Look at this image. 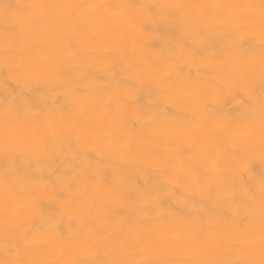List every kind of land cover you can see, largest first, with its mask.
Returning <instances> with one entry per match:
<instances>
[{
    "label": "clouds",
    "instance_id": "clouds-1",
    "mask_svg": "<svg viewBox=\"0 0 264 264\" xmlns=\"http://www.w3.org/2000/svg\"><path fill=\"white\" fill-rule=\"evenodd\" d=\"M0 264H264V0H0Z\"/></svg>",
    "mask_w": 264,
    "mask_h": 264
}]
</instances>
